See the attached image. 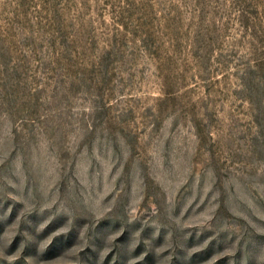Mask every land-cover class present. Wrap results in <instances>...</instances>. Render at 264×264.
Listing matches in <instances>:
<instances>
[{
    "label": "rangeland",
    "instance_id": "1",
    "mask_svg": "<svg viewBox=\"0 0 264 264\" xmlns=\"http://www.w3.org/2000/svg\"><path fill=\"white\" fill-rule=\"evenodd\" d=\"M0 264H264V0H0Z\"/></svg>",
    "mask_w": 264,
    "mask_h": 264
}]
</instances>
